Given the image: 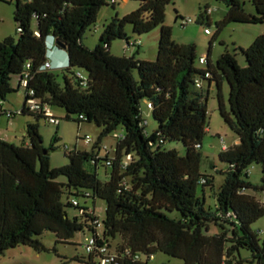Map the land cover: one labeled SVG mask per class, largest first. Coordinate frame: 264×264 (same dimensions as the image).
Returning a JSON list of instances; mask_svg holds the SVG:
<instances>
[{"label":"trees","instance_id":"1","mask_svg":"<svg viewBox=\"0 0 264 264\" xmlns=\"http://www.w3.org/2000/svg\"><path fill=\"white\" fill-rule=\"evenodd\" d=\"M223 1L229 10L218 24L220 30L229 23H264V0H251L255 15L240 0ZM171 2L141 0L138 9L106 25L98 45L89 49L83 43L86 32L96 24L102 7L115 6L117 0L16 1L18 37L0 40V101H7L15 91L24 92L25 102L17 114L33 115L37 122L27 124L26 141L20 145L0 138V256L19 246L47 250L39 239L45 232L54 233L58 243H68L75 233L89 231L98 248L112 249L119 238L117 259L111 264H149L159 252L184 264H242L236 257L241 250L252 253L253 264H264V241L253 229L264 217V204L247 193L264 191V35L249 48L236 49L245 56L246 65L230 51L213 63L210 49L207 62L200 63L207 67L201 68L197 46L177 43L172 27L165 23ZM208 10L201 11V23L210 18ZM127 24L138 34L161 28L156 61L112 54L115 40L135 46L141 42L131 41ZM54 47L68 55V65L59 68V74L43 69ZM197 79L202 88L197 87ZM205 81L210 88L216 82L219 112L239 139L220 153L229 168L218 191L213 177L200 172V149L209 131ZM224 81L230 87L229 106L222 91ZM29 91L42 106L64 109L66 120L101 128L94 149L69 151V163L52 168L51 152L60 138L56 134L50 147L44 145L39 120L46 117L28 107ZM142 102L158 122L152 134L146 131ZM119 128L124 134L118 137L115 158L101 157L102 139ZM170 141H181L186 155L167 149ZM128 156V165L123 166ZM254 164L262 167L261 187L247 180ZM100 166L112 169L104 182L99 179ZM60 177L67 182H59ZM205 188L215 199L213 207H206ZM79 198L104 200L103 221ZM69 207L79 214L71 218ZM174 211L181 219L169 215ZM212 227L220 231L211 233ZM96 257L76 259L95 264Z\"/></svg>","mask_w":264,"mask_h":264},{"label":"rangeland","instance_id":"2","mask_svg":"<svg viewBox=\"0 0 264 264\" xmlns=\"http://www.w3.org/2000/svg\"><path fill=\"white\" fill-rule=\"evenodd\" d=\"M17 0H0V40L7 37L17 38V25L15 22V8ZM245 10L251 14H257L251 0H240ZM141 0H117L115 6L112 4L105 5L99 12L98 19L85 34L83 43L89 49H94L104 31L106 25L114 19H122L125 15L140 7ZM211 9V20L205 19L204 23L200 22L201 11ZM228 6L223 0H172L166 7V25L172 27L173 38L179 44H195L197 46L198 60L197 65L201 68L207 66L200 64V57L208 56L211 49L212 60L216 63L218 58L230 51L237 53V58L241 65H246V58L242 52L236 51L237 48H249L252 43L261 35H264V23L262 24H244L229 23L221 30L218 24L224 20L228 13ZM188 23L183 26V19ZM192 20V21H190ZM206 28L211 30V35L206 33ZM125 31L131 37V41H141L138 46L128 45L126 40L118 39L112 43L111 52L119 57L136 56L142 61H156L158 57L159 40L161 36V28L158 27L152 32L138 34L134 32L133 26L127 24ZM68 65V64H67ZM54 73H61L62 70H52ZM17 76L14 77L13 85L16 84ZM203 93L208 96V112H209V131L203 142L200 162V172L203 175L213 177L214 190L218 191L225 181L224 172L228 170L229 165L220 159V153L223 151V142L228 147L234 145L238 136L234 131L225 124L220 112L218 102V88L216 82L213 81L211 88L208 81L204 82ZM223 95L227 106H229L230 87L227 81L223 83ZM25 102V93L15 91L8 96L6 106L8 110L19 112L22 110ZM53 113L60 119V125L51 124L42 118L39 120L40 133L43 137L44 145L50 147L54 136L57 134L60 142L57 148L51 152L52 168H60L69 163L66 153L69 151H92L98 143L101 128L95 124L81 123L65 119V110L59 107L52 108ZM142 113L146 123V131L152 134L158 129V122L155 120L152 110L147 108L146 102H142ZM37 118L33 115L17 114L10 119L7 116L1 117L0 135L6 140L17 145L26 141V126L28 123H36ZM124 134V130L119 128L117 132L104 137L101 142V157L108 156L110 159L116 156V147L118 137ZM89 135L92 138L91 143H87L84 139ZM167 149H176L181 155H186V147L181 141H170L166 144ZM104 164V163H103ZM88 169L92 167L88 164ZM110 167L100 166L98 169L99 179L106 181L108 174L111 172ZM108 173V174H107ZM262 167L260 164L251 166L247 180L252 185L262 186ZM61 183H66L65 177L58 179ZM203 187H199V195L202 194ZM247 193L257 197L264 204V191L248 189ZM206 207H213L215 199L211 191L205 188ZM79 201L85 202L92 208L101 221L106 215V202L102 199H85L79 198ZM71 218L79 214L75 208H67ZM172 218L181 219L178 211L170 212ZM253 229L258 233L260 240L264 241V217L253 224ZM101 231V229H99ZM220 229L212 227L211 233H217ZM90 232H77L68 243H58L57 236L52 232H45L39 237L47 250L38 252L28 246H19L9 249L4 255L0 256V264H87L76 258L88 260L89 254L86 251V239L90 236ZM119 242V238L112 242L115 248ZM237 258L243 260L242 264H253L252 253L247 250H241ZM98 262V259L95 258ZM184 264V261L173 258L164 253H156L154 259L149 264ZM257 264V263H254Z\"/></svg>","mask_w":264,"mask_h":264},{"label":"built area","instance_id":"3","mask_svg":"<svg viewBox=\"0 0 264 264\" xmlns=\"http://www.w3.org/2000/svg\"><path fill=\"white\" fill-rule=\"evenodd\" d=\"M211 9L208 10V14L211 13ZM192 21V20H190ZM188 23L186 20L183 21V24ZM207 34H210V31L207 30L206 31ZM137 44H140V42H137ZM130 45L135 46V43H131ZM207 62V58L206 56L201 57L200 58V63L201 64H205ZM31 65H28V68H30ZM59 68H63V66H57L55 67L49 60L45 63L43 69L45 70H53V69H59ZM24 79L22 80L21 84L24 88H26L28 86V79H29V74L26 73L24 75ZM80 77L83 79L84 82H86V78L83 75H80ZM207 77H209V75L207 74ZM196 85L199 88H202V81L200 79H197L196 81ZM29 96L31 97L28 101V107L30 108L31 111H42L43 114L45 115L48 123L51 124H58L59 120L57 119V117L54 115L52 108H50L49 106L45 105L42 106L36 99H34L35 93L34 91H29ZM149 107L151 108L152 105L149 104ZM17 113L19 112H12V111H8L5 112V115L12 119L14 118ZM0 138H4L2 135H0ZM5 139V138H4ZM87 143H91L92 142V138L87 135L84 139ZM223 142V150H226L228 148L227 144L225 143V141L222 139ZM131 156L127 157V160L124 162L123 166H127L128 165V161L130 160ZM203 182H205V180H203ZM77 204V202H76ZM98 226L100 227L101 224L99 223ZM86 251L89 255L91 254H96V258L98 259V262L95 259V264H111L113 262L116 261L117 259V253L116 251H113L112 249L108 248V246H103L98 248L97 247V238L93 235H90L87 237L86 239ZM137 258H139V256H137ZM154 257L152 256L150 258V260H153Z\"/></svg>","mask_w":264,"mask_h":264},{"label":"crops","instance_id":"4","mask_svg":"<svg viewBox=\"0 0 264 264\" xmlns=\"http://www.w3.org/2000/svg\"><path fill=\"white\" fill-rule=\"evenodd\" d=\"M209 19L211 20V15H209ZM211 35V34H210ZM49 61L55 66H67L68 64V55L67 52L65 50H60L57 48H52V50L49 52L48 55ZM211 60H212V56H211ZM212 62L214 63V61L212 60ZM18 86V79L16 80V84L14 85V87ZM7 101L2 102L0 101V123H1V117L2 116H6L5 112L11 111L8 110V107L6 106ZM13 112V111H12ZM55 115V114H54ZM239 143V139H237L234 143L238 144Z\"/></svg>","mask_w":264,"mask_h":264},{"label":"water","instance_id":"5","mask_svg":"<svg viewBox=\"0 0 264 264\" xmlns=\"http://www.w3.org/2000/svg\"><path fill=\"white\" fill-rule=\"evenodd\" d=\"M58 46H60L61 48H65L61 43H58Z\"/></svg>","mask_w":264,"mask_h":264}]
</instances>
